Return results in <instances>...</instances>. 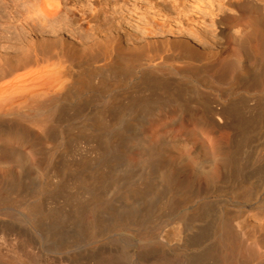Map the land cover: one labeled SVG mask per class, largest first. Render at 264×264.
I'll use <instances>...</instances> for the list:
<instances>
[{"label": "rangeland", "instance_id": "1", "mask_svg": "<svg viewBox=\"0 0 264 264\" xmlns=\"http://www.w3.org/2000/svg\"><path fill=\"white\" fill-rule=\"evenodd\" d=\"M5 1L0 0V34H6L7 26L15 36L24 27L19 20L24 2L16 0V9ZM59 3L60 64L56 68L52 57L43 62V72L49 85L57 79L62 89L59 97L47 100L44 128L36 129L17 112L0 116V123L33 128L22 149L0 135V264H94L109 250L135 252L149 261L163 256L183 262L188 254L201 257L205 247L217 242L222 233L218 222L224 218L258 252L254 264H264V168L244 169L241 164L245 157L264 152V117L258 121L255 110L244 115L253 116L244 131L232 120L222 125L199 114L183 117L171 99L145 108L146 97L168 95L155 86L159 82L172 84L170 91L176 92V84L186 87L189 79H196L204 89V65L197 61L190 68L194 74L146 65L153 55H177L181 43L190 44L207 67L214 61L208 69L229 72V78L245 61L246 73L233 92L262 94L264 0ZM12 8L13 17L6 11ZM70 14L74 20L67 23ZM1 37L3 52L2 42H8ZM185 59L169 63L183 66ZM27 67L1 79L2 92L22 90L23 85L25 90L41 74L36 66ZM148 87L156 88L152 92ZM259 99L248 106L262 110L264 101ZM189 105L200 107L195 101ZM233 145L243 171L222 175ZM250 190L253 194L246 197ZM192 222L199 225L194 231L187 229ZM185 234H190L187 240Z\"/></svg>", "mask_w": 264, "mask_h": 264}, {"label": "bare ground", "instance_id": "2", "mask_svg": "<svg viewBox=\"0 0 264 264\" xmlns=\"http://www.w3.org/2000/svg\"><path fill=\"white\" fill-rule=\"evenodd\" d=\"M6 1H9V3L12 2L9 5V7H14L16 9L18 8L16 0H6ZM6 1L4 3H6ZM56 1H57V3L51 4V2L48 3L47 0H23L24 4L21 3V5H23V7H22L23 9L20 8L23 11L20 13L21 15L19 16V20H21V23L24 24L23 30L20 29L21 30L20 31L17 28L19 30V32L17 33L18 30L14 29L15 32L17 33L14 36V34H10L8 29L6 30V28H7V26H6V27H3V28H5V31H6L5 35L6 36L0 34L2 36V37L1 36L0 37L4 38L3 36H5L4 39H5V41L8 42L6 44H4L2 42V46H1L2 47L1 50H4V51L3 52L0 51V52H2L0 54V80L1 79L4 80V78L8 77L7 75L12 73L14 70H16L18 72V71H20L19 68H24L26 66L29 67V65L30 66L31 65L36 66L37 68H39V71L41 72L40 75L38 73V75H37L38 77L36 76L37 78L35 77V80H32V83L27 84L29 86L26 85L27 87H25V90H23L25 85L21 86V88H22V90L20 89L21 91L18 90L19 88L18 89L13 88L14 91L17 90L18 92L13 91V92L6 93V92H2L3 90L0 88V116L1 115L4 116V114H13V113L17 112L19 115L18 117L21 120H24L26 122L27 119L28 120L30 119V121L32 123L30 121L29 122L31 124L35 123V125H31V124L28 125V123L26 124V123L20 122V123H17V126L16 125L11 126L10 124H7V123H6L7 124L6 125L5 122H3L4 120L2 119L3 121H2V123H0V135L2 137H4L3 139L7 138L9 141L14 142V145H18L19 148H21L24 144H26L28 142L29 137L27 135H29V133L33 130V128L31 126L36 127V129H39V130L44 128L43 122L46 121L45 116L48 115V113L46 115V109H45L47 100H49L53 96L59 97L58 96L59 91L62 89V87L59 89V86H62V84H61V81L57 80V79H54L53 84L49 85L48 80H47L48 78L45 77L46 74L44 75V72H43L44 71L43 62H47L52 57H56V61L52 62L53 64H55L56 68H58V66L60 64L59 57H61L60 54L62 53V48H61L60 42L58 41V36L56 35V32L61 31V29L63 28L61 25H63V24H59V27L56 28V24L58 23L57 17L61 18V17H59V15H60V12H62V10L61 11L59 10V5H60L59 0H56ZM18 3H19V0H18ZM7 4H8V2H7ZM105 4H106V1H105ZM24 7H25V9H24ZM13 10H14L13 8L10 9V11L6 10L8 12V15L11 17H13L12 14L15 15ZM6 11H5V13H7ZM82 11H84V10H82ZM21 16L23 18H20ZM33 16H36V17L34 18ZM72 16H73V14H70L67 16V18L69 19V21L67 20V23H70V21L74 20ZM82 16L83 15H81V17ZM2 17H0L1 21L4 19V16H2ZM85 18L83 20H85ZM9 19L10 18H8V20ZM79 19H82V18H79ZM50 20H52V21L56 20L55 24L53 25L51 23L52 21L49 23ZM2 22H4V21H2ZM88 22L90 23L89 19L85 22V24ZM14 23H15V19H14ZM5 25H3V26H5ZM13 26H14V24L12 25V28H13ZM47 26H49V28H51V29L50 30L48 28L46 29ZM8 28L11 30V33H12L11 27L8 26ZM50 32L52 33L51 34L52 36L49 35ZM220 33L223 34L224 29L220 28ZM30 35H33L34 37H31ZM240 46L242 48H245L246 45H245V43L240 42ZM178 49H179V52L177 53V55L168 54V53L157 54L155 56L153 55L152 57H150L149 61L146 62V65L153 66V67H156V66L159 67L161 65L162 66L169 65V67H172L173 69L177 70V72H179V70L181 71V69L182 70L189 69V71L191 72L192 70H190V68L193 67V63L197 61L199 63V65H201L200 67H203V65H204V85H202V87L204 89H201L199 87L201 84L200 83L198 84V81L196 79H189L190 85L186 86V87L180 85L177 82L178 84H176L175 87L178 86L179 89H176L177 90L176 92L170 91V89H171L170 87L172 84L159 82L155 86L159 89H162V91L165 92L166 95L167 94L168 95L167 96H160V97H154V96L146 97L145 98L146 110L151 109L156 105L159 106L160 103L162 104V102L169 101L171 99L173 101L178 102L179 111H180L179 114L183 117H186V118L192 117L195 114H199V116H203V117L209 118L211 120H215L216 123H221L223 121H228V120L231 121L232 120L233 123H235V124L237 123L236 125L242 127V129L244 131L247 130V125H248V123L246 125L245 122H248V121L253 119V118H251L253 116L248 118L250 120L244 119V117L247 115V113H250V112L254 113V110H255V113H254L255 115L253 114L254 117H256V118L258 117L257 120L258 119L262 120V118L264 117V110H263L264 107L262 106V110H259L257 108L254 109V108L249 107L247 103L250 101H256L261 96H262L261 98H262V102H263L264 101V90L262 91L263 92L262 94L259 93L258 95H255V96H253L252 94H249L248 92L246 93L244 91H239L240 93L233 92L235 90L233 88L234 84L238 83L239 80L244 75V73H246V62L245 61L241 60L242 66H241L240 70H237L236 72L233 71L235 73L231 76V78H229L231 75L229 72H219L220 70H218V69L213 71L212 68H213L214 61H213V63L211 61L212 64L208 65L209 67H207L206 63L202 62L200 59H197L195 56L196 55L195 51L192 48V46H190V44L181 43L178 45ZM243 50L245 51V49H243ZM115 56L117 58H122V55L120 56L119 54H116ZM176 58H186L185 61H183L184 65L183 66H177L175 64L171 65V63H169V62L175 60ZM245 59L246 58H244V60ZM210 66L212 68L208 69V68H210ZM17 69H19V70H17ZM214 69H215V67H214ZM21 70H24V69H21ZM39 71H37V72H39ZM215 71H217V72H215ZM221 71H224V70H221ZM12 74H10V75H12ZM15 74H16V72H15ZM57 74L56 75L59 77V72ZM190 74H194V71H192ZM60 78L61 77H59V79ZM59 82L61 85H59ZM254 85H255V82H254ZM261 85L263 86L264 82L259 85V88H263ZM255 87H256V85H255ZM148 88L150 91H152L153 89L155 90L154 87L153 88L148 87ZM183 91L185 93L182 95ZM241 92H243V93H241ZM261 98L259 100H261ZM56 99H58V98H56ZM191 101L197 102L200 107L197 110L191 108L189 105ZM225 104L228 106H226ZM24 108L30 110L31 112L29 111V113L28 112L22 113L21 109H24ZM159 114L162 115L163 110H159ZM251 115H252V113H251ZM5 116H7V115H5ZM15 117L17 118V116H15ZM19 118H17V119H19ZM17 119H15V120H17ZM9 121H10V123H12L11 120H9ZM232 122H230V123H232ZM217 125L220 126V124H217ZM231 125H234V124H231ZM236 125H234V127ZM250 126H248V128ZM36 129H35V131H36ZM244 131H243V133H244ZM225 145H227V144H225ZM0 148H2V147L0 146ZM227 148H229V147H227ZM232 148H231V150L227 149L228 152L226 154V157H229L227 159H228V162L230 164H227L228 162L226 161V165H224V164L222 166L220 165L222 167L221 168L222 175L227 174V172L229 174L230 170L232 171V169L235 171V173L236 172L239 173V172L243 171V168L241 166H239L240 164L238 161V159H239L238 155L239 154H237V151H238V153H240V152L238 149L236 151L237 146L235 148L233 145ZM239 148H241V147H239ZM10 149H11V146H10ZM10 149H8V150H10ZM223 149L224 148H222V150ZM217 150H219V148ZM255 151H257V150H255ZM220 152H221V149H220ZM197 153H198V151L194 152L195 155ZM219 154H222V153H219ZM224 157L225 156L222 154L221 158H224ZM247 157H250V155ZM247 157H245V160L246 159H248V160H246L245 163H241V164L245 165L244 169L246 167H249V166L251 168L252 167H256V168L260 167V169H261V167H262V169L264 168V152L263 151H262V153L259 151V153L256 154L255 156L253 154V156L250 158H247ZM241 158H243V157H241ZM227 159H225V160H227ZM227 165H231V166H229V168H228ZM251 168H250V170H251ZM262 171H264V169ZM225 177H226V175H225ZM254 181H256V180H254ZM251 183L254 184V182H251ZM255 183L257 184L258 181ZM254 185L250 184L249 186L251 189L257 190L255 188L256 186L254 187ZM259 190H261V189L259 188ZM256 192L258 194L259 191H256ZM252 194H253V190L252 191L250 190L249 192L247 191L245 193V196L249 197ZM245 199H247V198H245ZM193 219H195V218H193ZM196 220H198V219H195V221ZM196 223H198V221L195 222V224ZM187 226H188L187 229L194 231L193 228L195 226L197 228L199 225L198 226L194 225V222H192V224L187 225ZM218 227H219V229L222 230V233L219 235L217 242L213 243V245L211 247H208V248L205 247L204 253H202L200 255L201 257H199V258H198V256L193 257L192 255L188 254V255H186L185 260L183 262H180L179 260H175L173 258H167V257H163V256L160 258L154 259L152 261H149V260L141 258L142 255L140 256L135 252H132V253L131 252H124V254L121 255V254H118L116 252H115L116 254L115 253H108L109 251L111 252V250H109V251L103 250L104 252H107V254H103L100 257H98L95 260L94 264H145L144 261L149 262V264H202L203 261L201 259H203V258H204V264H254V260L257 257H259L258 252L254 249V247H249L244 243V241L242 240V236H240V234L227 221V219L224 218L220 222H218ZM196 231H198V230H196ZM188 235H190V234H188ZM188 235L186 236V234H185L186 240H187V237H189ZM95 236H97V235H95ZM194 238H195V236L192 239L194 240ZM196 238H200L199 235ZM188 240H189V238H188ZM213 256L214 257L216 256L218 258L210 259ZM85 261H87V260H85ZM255 263H257V262H255ZM72 264H76V262H73Z\"/></svg>", "mask_w": 264, "mask_h": 264}]
</instances>
